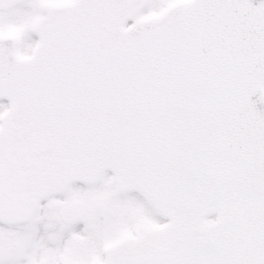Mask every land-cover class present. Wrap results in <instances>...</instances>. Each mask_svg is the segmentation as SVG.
<instances>
[{"label": "snow or ice", "instance_id": "6c2138e0", "mask_svg": "<svg viewBox=\"0 0 264 264\" xmlns=\"http://www.w3.org/2000/svg\"><path fill=\"white\" fill-rule=\"evenodd\" d=\"M0 264H264V0H0Z\"/></svg>", "mask_w": 264, "mask_h": 264}]
</instances>
